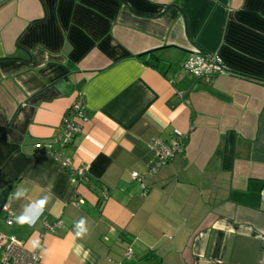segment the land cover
<instances>
[{
	"label": "crops",
	"instance_id": "crops-1",
	"mask_svg": "<svg viewBox=\"0 0 264 264\" xmlns=\"http://www.w3.org/2000/svg\"><path fill=\"white\" fill-rule=\"evenodd\" d=\"M195 49L228 72L187 73ZM78 92L90 120L65 169L57 135ZM177 131L183 152L143 189L131 174ZM263 193L264 0H0V235L42 264H264ZM44 196L34 225L16 223Z\"/></svg>",
	"mask_w": 264,
	"mask_h": 264
},
{
	"label": "built area",
	"instance_id": "built-area-1",
	"mask_svg": "<svg viewBox=\"0 0 264 264\" xmlns=\"http://www.w3.org/2000/svg\"><path fill=\"white\" fill-rule=\"evenodd\" d=\"M184 70L207 85H212L220 74L228 72V68L220 55L205 54L199 49L192 51L184 64ZM89 120L87 107H85L84 94L78 92L74 104H72L67 114L63 117V122L59 128V134L57 135V142L61 146V150L55 151L54 154L60 160L63 168L73 167L72 160L68 157H64V150L66 147L74 145L73 143L77 137L84 133V126ZM184 139L183 134L179 131H177L175 141L171 144H167L161 139H154L148 145L150 158L146 175L133 172L131 178L141 183L142 188L146 190V178L156 174L160 168L167 165L176 155L183 152ZM72 169L74 180L77 182V185L87 181V174L84 168H78L77 170L74 168ZM262 195V204L264 207V193ZM104 197L107 198V194H105ZM81 202V199L74 197L73 203L75 205L79 206ZM2 209L5 213L7 225L12 226L14 224V214L10 208V202H7ZM61 226V221H57L54 225H46V227L52 231ZM0 253L3 264H42V256L39 252L29 251L22 240L20 241L12 236L7 237L5 235H0ZM134 254L135 252L132 248L128 249L125 260L131 261Z\"/></svg>",
	"mask_w": 264,
	"mask_h": 264
},
{
	"label": "clouds",
	"instance_id": "clouds-1",
	"mask_svg": "<svg viewBox=\"0 0 264 264\" xmlns=\"http://www.w3.org/2000/svg\"><path fill=\"white\" fill-rule=\"evenodd\" d=\"M22 195H24V192L21 191L20 188H17L13 193V198L19 199ZM48 200H49V197L44 196V197H41L40 199H37L34 202V208H29L26 206L25 212L22 213L20 216L15 217L16 223L21 224V225L27 223L30 226L34 225L38 216L43 213V210ZM84 225H85V218L83 217L79 221L76 222V225H75L76 227L75 236L76 237L83 238V236L87 233V229L85 228ZM37 246H38V242L34 244V247H37Z\"/></svg>",
	"mask_w": 264,
	"mask_h": 264
},
{
	"label": "trees",
	"instance_id": "trees-1",
	"mask_svg": "<svg viewBox=\"0 0 264 264\" xmlns=\"http://www.w3.org/2000/svg\"><path fill=\"white\" fill-rule=\"evenodd\" d=\"M139 59L146 65H149L158 71L160 70L162 73L165 72L166 64L161 60L159 56H156L154 52H148L144 55L139 56Z\"/></svg>",
	"mask_w": 264,
	"mask_h": 264
}]
</instances>
